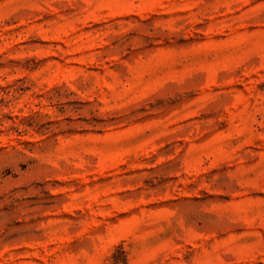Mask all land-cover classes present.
<instances>
[{
    "label": "rangeland",
    "instance_id": "1",
    "mask_svg": "<svg viewBox=\"0 0 264 264\" xmlns=\"http://www.w3.org/2000/svg\"><path fill=\"white\" fill-rule=\"evenodd\" d=\"M0 264H264V0H0Z\"/></svg>",
    "mask_w": 264,
    "mask_h": 264
}]
</instances>
